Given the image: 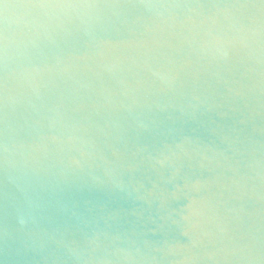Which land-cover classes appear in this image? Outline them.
Listing matches in <instances>:
<instances>
[{
	"label": "water",
	"instance_id": "95a60500",
	"mask_svg": "<svg viewBox=\"0 0 264 264\" xmlns=\"http://www.w3.org/2000/svg\"><path fill=\"white\" fill-rule=\"evenodd\" d=\"M0 264H264V0H0Z\"/></svg>",
	"mask_w": 264,
	"mask_h": 264
},
{
	"label": "clouds",
	"instance_id": "9594fccd",
	"mask_svg": "<svg viewBox=\"0 0 264 264\" xmlns=\"http://www.w3.org/2000/svg\"><path fill=\"white\" fill-rule=\"evenodd\" d=\"M41 8H51V7H58L61 9H67V8H74L76 7L75 5H39ZM80 7H87V8H92L95 7L93 5H81Z\"/></svg>",
	"mask_w": 264,
	"mask_h": 264
}]
</instances>
